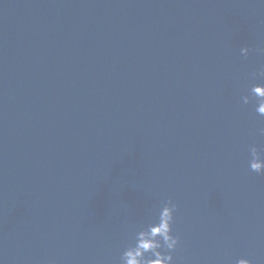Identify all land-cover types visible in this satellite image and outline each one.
Masks as SVG:
<instances>
[{"label":"water","instance_id":"obj_1","mask_svg":"<svg viewBox=\"0 0 264 264\" xmlns=\"http://www.w3.org/2000/svg\"><path fill=\"white\" fill-rule=\"evenodd\" d=\"M261 49L264 0H0V264H119L168 199L175 264H264Z\"/></svg>","mask_w":264,"mask_h":264},{"label":"clouds","instance_id":"obj_2","mask_svg":"<svg viewBox=\"0 0 264 264\" xmlns=\"http://www.w3.org/2000/svg\"><path fill=\"white\" fill-rule=\"evenodd\" d=\"M252 51L245 46L240 49V54L247 57ZM257 78H264V67L249 73L250 80ZM261 88H264V84H254L248 94L243 95L241 99L245 105L255 100L256 113L264 116V92H259ZM258 132L264 136V127H260ZM249 153L251 171L264 175V148L252 145L249 147ZM177 207L171 199L165 200L159 206L154 218L133 229L120 255L119 264H175L174 253L180 244L179 236L173 232ZM236 264H253V262L250 259L240 258Z\"/></svg>","mask_w":264,"mask_h":264}]
</instances>
